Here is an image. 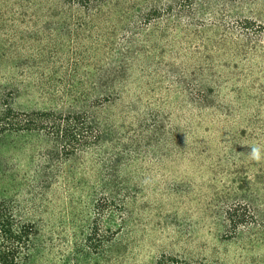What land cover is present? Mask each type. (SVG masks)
<instances>
[{
	"label": "rangeland",
	"instance_id": "obj_1",
	"mask_svg": "<svg viewBox=\"0 0 264 264\" xmlns=\"http://www.w3.org/2000/svg\"><path fill=\"white\" fill-rule=\"evenodd\" d=\"M0 202L21 264H264V0H0Z\"/></svg>",
	"mask_w": 264,
	"mask_h": 264
},
{
	"label": "trees",
	"instance_id": "obj_2",
	"mask_svg": "<svg viewBox=\"0 0 264 264\" xmlns=\"http://www.w3.org/2000/svg\"><path fill=\"white\" fill-rule=\"evenodd\" d=\"M1 118L11 122L8 125L10 128L8 130L14 132L47 131L61 141H65L64 144L69 148L71 144L83 142L89 134H92L86 121H82L78 115L56 116L44 113L20 115L7 110ZM32 233V226L20 221L13 207L8 203L0 202V264H21L26 260ZM155 264L201 263L161 256Z\"/></svg>",
	"mask_w": 264,
	"mask_h": 264
},
{
	"label": "clouds",
	"instance_id": "obj_3",
	"mask_svg": "<svg viewBox=\"0 0 264 264\" xmlns=\"http://www.w3.org/2000/svg\"><path fill=\"white\" fill-rule=\"evenodd\" d=\"M250 157L253 160L260 161L262 159L261 149L259 147H252Z\"/></svg>",
	"mask_w": 264,
	"mask_h": 264
}]
</instances>
